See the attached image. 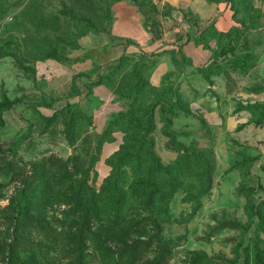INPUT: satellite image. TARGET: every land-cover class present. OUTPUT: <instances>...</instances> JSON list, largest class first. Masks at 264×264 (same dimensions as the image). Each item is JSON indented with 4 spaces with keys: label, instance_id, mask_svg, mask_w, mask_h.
Instances as JSON below:
<instances>
[{
    "label": "rangeland",
    "instance_id": "rangeland-1",
    "mask_svg": "<svg viewBox=\"0 0 264 264\" xmlns=\"http://www.w3.org/2000/svg\"><path fill=\"white\" fill-rule=\"evenodd\" d=\"M116 1L0 0V264L14 237L43 240L9 209L21 190H29L30 216L54 222L62 236L83 215L81 209L68 212L67 204L81 194L85 205L112 172L124 193L140 179L149 180L150 188L159 182L164 193L175 189L168 213L158 217L167 219L168 264H264V0H210L229 11L234 24L228 32L208 33L217 42L211 70H238L252 83L247 99L236 104L241 122L235 136L225 126L208 124L186 101L177 76L186 70L185 62L174 55L162 76L156 74L158 60L142 52L104 66L100 77L95 72L100 65L92 73L75 69L94 57L95 49L110 45L112 7L121 2ZM126 1L141 3L145 24L156 26L157 37L180 24V14L177 18L169 5ZM101 77L120 104L113 120L126 116L108 133L94 130L93 104L85 94L90 82ZM148 112L154 132L147 140L162 165L170 167L166 172L158 173L149 161V145L141 151L145 132L130 130L145 128ZM250 130L254 134L244 135ZM116 131L123 134V143L113 155L121 156L104 177L100 161ZM51 155L76 158L78 170L70 181L65 167L47 168L45 159ZM209 180L211 190L201 196ZM124 195L118 198L122 220L160 214L148 196ZM45 253L50 263L69 262L58 248ZM157 260L150 253L140 264Z\"/></svg>",
    "mask_w": 264,
    "mask_h": 264
},
{
    "label": "crops",
    "instance_id": "crops-1",
    "mask_svg": "<svg viewBox=\"0 0 264 264\" xmlns=\"http://www.w3.org/2000/svg\"><path fill=\"white\" fill-rule=\"evenodd\" d=\"M149 1L160 7H173L177 18L180 14V24L168 31L164 29V35L157 37L158 29L154 25L146 26V15L140 7L130 5L126 0L118 2L112 7L110 45L95 49L93 59H86V62L78 63L77 68H72L77 70L80 67L79 70L92 73L94 66L100 65L95 70L96 76L100 77L104 66L117 64L125 55L142 52L158 60L156 74L162 76V68H169L173 64L174 55L175 60L185 62L186 70L180 71L177 76L181 78L179 83H182L186 101L197 106L198 114L208 124L215 127L225 126L227 133L235 136L241 122V113L236 104L247 99V87L252 83L247 79L248 76L244 77L238 70H211L210 66L215 65L216 61L214 52L217 42L213 37L208 38V33L219 34L233 28L230 12L218 9L210 0ZM152 19L156 20V16ZM74 74L75 71L72 72ZM89 98L93 104L94 130L103 133L121 111L120 104L113 89L106 83L93 87ZM252 133L254 134V130L244 135ZM112 137V143L104 146L100 161V172L104 173V177L110 172L107 160L119 151L123 143L121 132H114Z\"/></svg>",
    "mask_w": 264,
    "mask_h": 264
},
{
    "label": "trees",
    "instance_id": "trees-1",
    "mask_svg": "<svg viewBox=\"0 0 264 264\" xmlns=\"http://www.w3.org/2000/svg\"><path fill=\"white\" fill-rule=\"evenodd\" d=\"M118 1L122 0H117L116 2ZM138 7L142 8L141 3H138ZM103 83L107 84V81L102 77L91 81V90L85 93L89 95L88 97L86 96V99L90 97L93 87ZM81 94L78 93L76 96L80 97ZM148 114L149 112L143 116L147 117L145 128L139 129L138 126H135L130 128V130L135 131V134H138L140 131L145 132V140L141 151L144 150L146 145H149V148L145 151L149 161L153 165L155 163L158 173L166 172L170 167L162 165L161 160L154 152V146L149 144L147 140V137L154 132L152 115L148 116ZM125 117V115H122L118 119L111 121L103 133L111 131V127L115 122ZM133 142L137 143L138 140L134 138ZM183 152L186 157L190 156L189 150H183ZM120 156V153L113 155L107 160V164L114 168V162ZM75 159V157L70 156L67 160H64L63 158L51 155L45 159V165L47 168L58 167L59 165L65 167L68 180L70 181L75 175L73 170H78ZM124 159L120 158L121 161ZM148 181L140 179V181L134 182L124 193L119 189L120 181L118 180L117 172H112L105 180L98 194L94 192L93 198L87 201L85 205L81 194L76 196L74 202L72 201L67 204L70 208L68 212L74 209H81L83 215L80 218L72 220L67 225L70 231L64 234L61 233L62 236L58 233L54 222L48 221L41 216H30L29 208L32 206V203L29 190H21L18 197L12 198L9 209H12L16 213L15 215L18 219L23 220L21 222L26 223L30 229L43 236V240L36 241L24 239L20 236L14 237L4 247V251L1 254L3 258L1 264H55L49 262L45 253L49 251V247L58 248L64 252L65 258L69 261L67 264H140L143 263L150 253H156V260H158L154 264H168L170 250L168 242L163 238V223L167 219H160L158 217L163 216L162 214H166V212L168 213L170 197L174 194L175 189L173 188L169 193H164L161 190L159 182H154L153 188H150ZM210 183L211 181L209 180V186L201 196L209 193L211 190ZM85 186H87V182ZM85 190L89 192L91 188L87 186ZM131 192H138L142 196H148V203H154L155 207L158 206L160 214L157 215L155 213L154 215L153 213L151 216H141L134 219L127 217L122 220L123 214L121 212L123 211V206H120L121 201L118 198L121 199L122 194L127 195L131 194ZM110 210L113 211V214H110ZM45 243L50 246L45 247ZM28 251L31 254L26 257Z\"/></svg>",
    "mask_w": 264,
    "mask_h": 264
},
{
    "label": "built area",
    "instance_id": "built-area-1",
    "mask_svg": "<svg viewBox=\"0 0 264 264\" xmlns=\"http://www.w3.org/2000/svg\"><path fill=\"white\" fill-rule=\"evenodd\" d=\"M192 107H193L194 111L199 112V109L197 108V106H192Z\"/></svg>",
    "mask_w": 264,
    "mask_h": 264
}]
</instances>
